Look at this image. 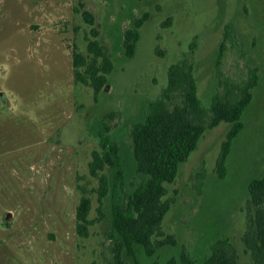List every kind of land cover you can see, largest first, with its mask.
<instances>
[{"label":"rangeland","instance_id":"374dc122","mask_svg":"<svg viewBox=\"0 0 264 264\" xmlns=\"http://www.w3.org/2000/svg\"><path fill=\"white\" fill-rule=\"evenodd\" d=\"M146 14L136 51L127 56L126 32ZM92 41L113 64L98 93L74 76L75 52L89 63L96 58ZM184 60L205 108L252 70L259 81L225 178L217 160L231 125L222 122L205 132L167 185L172 206L162 231L175 245L152 256L138 248V258L182 264L188 252L201 261L217 240L229 238L238 264H251L243 236L248 184L264 175V0H0V264L111 263L113 198L99 201L100 178L90 171L93 152H102L98 130L104 120L126 168L123 191L132 192L141 180L133 125L162 95L170 66ZM100 174L109 176L112 190L111 169ZM83 197L91 200L87 234L77 227Z\"/></svg>","mask_w":264,"mask_h":264},{"label":"trees","instance_id":"16d2710c","mask_svg":"<svg viewBox=\"0 0 264 264\" xmlns=\"http://www.w3.org/2000/svg\"><path fill=\"white\" fill-rule=\"evenodd\" d=\"M82 13L87 22L94 23L90 11ZM147 18L148 14L137 19L135 28L126 32L127 56L135 53L140 28ZM224 48L223 43L219 60ZM89 49L96 57L90 63L81 54L74 53V76L77 82L92 86L98 93L107 82L113 64L98 41L90 42ZM97 58H102L100 64ZM83 66L84 72L79 70ZM258 81V72L252 70L243 83L227 87L224 94L215 93L210 108H205L198 97L192 64L184 60L170 66L168 84L162 95L149 104L147 116L136 122L131 131L136 171L141 180L130 193L123 191L126 168L122 156L102 121L98 130L102 152H93L90 171L100 178L99 201L110 194L113 198L112 229L108 234L112 242L110 264H128L125 255L133 259V264H140L138 248L152 256L160 247L175 245L174 237L162 231L163 220L172 206V201L166 199L167 185L175 182L181 164L198 148L205 132L222 122L231 125L217 160V173L225 178L227 159L234 139L244 130L243 115L252 102ZM106 168L113 172L112 190L109 176L100 174ZM248 192V228L243 241L252 257L251 264H264V175L249 182ZM90 209L91 200L83 197L77 210L80 234H87ZM156 236L163 239L158 241ZM180 260L182 264H238V253L231 240L225 238L211 245L210 252L201 261L192 259L188 252H183ZM174 262L172 259L169 263Z\"/></svg>","mask_w":264,"mask_h":264},{"label":"water","instance_id":"95a60500","mask_svg":"<svg viewBox=\"0 0 264 264\" xmlns=\"http://www.w3.org/2000/svg\"><path fill=\"white\" fill-rule=\"evenodd\" d=\"M10 216H11V213H8V214H7V218H9Z\"/></svg>","mask_w":264,"mask_h":264}]
</instances>
